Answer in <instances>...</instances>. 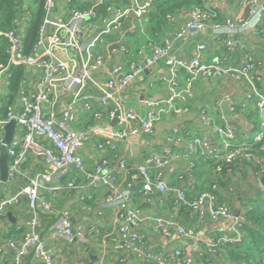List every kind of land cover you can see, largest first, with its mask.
Instances as JSON below:
<instances>
[{
  "label": "built area",
  "instance_id": "2783aa9c",
  "mask_svg": "<svg viewBox=\"0 0 264 264\" xmlns=\"http://www.w3.org/2000/svg\"><path fill=\"white\" fill-rule=\"evenodd\" d=\"M71 0H65V5ZM123 7L108 6L113 10L109 17H101L102 25L90 42H85L88 27H92L91 19L99 18L97 9L106 6L109 0H92L86 9L71 5L69 13L54 15L55 0H45V17L40 28V37L34 47V52L28 55L24 52V36L26 21L29 16L24 12L16 21V26L10 30L0 29V37L7 42L6 52L8 59L0 64V146L5 136V126L12 120L16 121V130L13 140L8 145L9 180L19 184V191L12 197H0V214L11 204L18 202L20 197L27 198L30 218L26 221L25 230L19 241L9 240L6 245L13 251L12 264H23L24 258L33 253L41 264H57L55 254L47 247L40 230L41 211L51 213L53 204L47 197L57 198L59 192L65 188L63 179L73 175L74 180L82 174L88 185H102L111 193L107 205L120 212L123 224L120 228L121 242L139 256L142 264H196L191 253L183 249H175L171 255H164L153 250L147 242V237L135 230L143 221L138 210L129 206L135 194L151 196L156 192L175 191L172 204L176 207H185L191 217L208 214L216 221L227 222V234L218 242L233 243L241 240L242 224L245 222L247 208L237 215L228 201L219 200L217 192L219 183L215 179L210 188L203 189L194 197H188L185 188H175L162 180L160 175L150 172L148 163L154 162L159 171L169 165L176 153L162 149L150 154L147 163L136 168L128 186L119 185L120 174L127 169L128 163L119 152L118 143L135 141L141 134L152 136L155 125L166 114H181L186 109L179 103H187L193 96V86L201 75L222 77L230 75L233 79L244 80L253 87L261 118V128L249 142L235 143L234 130L228 125V119L221 112L219 126L214 130L218 136L217 147L213 148L214 138L194 134L185 145L184 153L187 157L194 154L205 155L216 161L213 167L214 175H220L222 163L253 164L258 167L257 174L264 175V157L254 152L256 144L264 141V93L254 85L253 72L256 64L249 59L240 66H231L226 61H207L203 58L206 49L204 43L197 45L196 52L188 62L172 53L170 43L156 44L153 53L145 57L140 64L133 58V53L127 46H120L115 51H121L128 58L129 68L125 70L118 65L113 68L112 75L106 79L96 76L97 69L107 68L109 56L99 49L100 42L105 35L119 29L129 18L141 19L152 9L155 0H145ZM202 7L194 6L187 13L188 18L182 29L175 32L174 38L181 39L194 35L206 29L208 19L215 18L211 27L216 36H223L224 44L231 50L241 51L244 44L235 35L251 31L264 35V0H249V16L239 21L231 19L217 20L216 10H207L205 1ZM23 8H27L25 5ZM108 9V10H109ZM109 10V11H110ZM166 59L167 74L162 77L166 82L169 97L164 100L148 99L146 104L151 107L146 117H142L132 108L122 105L117 93L140 77L146 68H161V61ZM22 66L25 69V78L13 104H5V98L10 92L12 78L11 68ZM187 71L184 87L179 79V69ZM89 88L99 90L95 96ZM227 98H230L227 95ZM69 99L68 102H65ZM96 100L101 110L92 108ZM64 101V102H62ZM76 107L92 112V116L102 120L104 115L111 121L115 120L118 127L107 138L95 140L96 126L88 124L77 128L79 115ZM230 113L236 111V106L229 107ZM204 122L212 126L214 121L204 110ZM180 131L173 127L166 135L169 142L175 141ZM95 140L97 149L104 154L95 163L92 170H88L80 150ZM30 157L41 159L46 165L44 172L36 175L25 173L22 168ZM191 169L194 164H190ZM158 228L169 239L173 236L192 238V234L178 221L162 216L154 217ZM52 232L64 238H79L86 242L90 233L83 224L72 223L67 213L58 216L52 224ZM211 247L216 243L211 242ZM211 264V263H207Z\"/></svg>",
  "mask_w": 264,
  "mask_h": 264
},
{
  "label": "crops",
  "instance_id": "0c3cea01",
  "mask_svg": "<svg viewBox=\"0 0 264 264\" xmlns=\"http://www.w3.org/2000/svg\"><path fill=\"white\" fill-rule=\"evenodd\" d=\"M65 0H55L54 15L63 12L69 13L72 6L86 9L92 0H71L65 5ZM145 0H137L138 4ZM249 0H206L207 10L218 12L217 20L231 19L239 21L250 13ZM194 2V1H193ZM192 2V3H193ZM129 0H109L106 11L99 18L91 19L92 27H88L85 34V42H90L102 25L101 17H110L113 10L108 6L123 7L131 5ZM110 11H109V10ZM155 10V5L145 17L126 19L122 26L105 35L100 42L99 49L109 56L107 68L97 69L95 74L100 79H106L112 75L113 68L120 65L125 70L129 68L127 56L121 51H115L120 46H127L133 53V58L140 64L145 57L152 55L156 44L170 43L172 53L180 59L188 62L196 52V47L204 43L206 49L203 58L207 61H226L231 66H240L249 59L256 64L253 72L254 85L258 91L264 93V35L259 32H241L235 35L244 48L241 51L229 49L223 41V36H216L212 30L215 18L208 19V26L203 31L188 37L175 39V32L182 29L186 22L187 11H177L173 17L165 21L157 22L149 16ZM264 18V12H263ZM166 59L161 61V68H146L139 78L117 93L122 105L127 109L136 110L142 117H146L151 107L146 104L148 99L164 100L169 97L166 82L162 79L167 74ZM179 79L184 87L187 79V71L179 69ZM89 91L99 96L97 89L89 88ZM227 95L230 98H227ZM66 99L65 102H68ZM64 102V101H62ZM236 106V111L230 113L229 107ZM185 107L181 114H166L155 125L152 136L141 134L135 141L126 140L118 143L119 152L127 163V169L119 176V185L123 189L133 179L138 166L147 163L150 154L157 150L168 149L176 153V158L163 170L159 171L154 162L148 163L153 175H160L168 185L175 188H185L188 197L194 198L199 191L210 188L214 181L212 167L205 155L194 154L190 158L184 153L185 145L196 133L214 138L213 148L217 147L218 136H214L216 126L222 123L221 112L228 119V125L235 132L233 142H250L253 136L261 128V118L253 87L244 80L233 79L230 75L214 77L201 75L193 86V96L187 103H179ZM92 108L101 110L96 100H93ZM79 121L75 127L81 128L88 124L96 126L94 139L101 140L110 137L117 129L115 120L111 121L104 115L102 120L92 116V112L76 107ZM204 110L213 118V125L208 126L204 122ZM173 127L180 131L173 142L166 140V135ZM95 140L86 144L80 154L85 161L86 168L92 170L95 163L104 154L95 145ZM264 147V144L261 145ZM194 167L191 169L190 164ZM46 165L36 157H30L23 165L22 170L29 175L44 172ZM213 173V174H212ZM220 179L217 196L219 200L231 203L235 213L242 212L247 207V198L255 195L259 188H264L260 183L262 176L255 172L251 164H244L239 168H231ZM219 177H217L218 179ZM227 178V179H226ZM89 181L81 174L74 180L72 174L63 179L65 186L59 192L57 198L51 199L53 211L46 213L41 211L39 230L47 247L55 254L57 264H142L139 256L123 246L121 242L120 228L123 220L120 212L107 205L111 193L102 185L90 186ZM19 191L17 182L0 179V197H12ZM175 191L156 192L151 196L135 194L129 206L138 210L143 221L135 230L147 237L148 245L155 251L171 255L175 249H183L191 253L196 264H236L221 254L218 240L227 234L225 221H216L210 215L191 217L187 209L176 207L172 204ZM67 213L74 224H83L90 233L86 242L77 237L70 239L61 235H55L50 229L59 215ZM27 198L20 197L18 202L6 207L0 214V264H12L13 251L7 247L9 240L19 241L25 230L26 221L30 218ZM162 216L167 219L178 220L191 234L192 238L173 236L167 239L160 228L157 227L154 217ZM216 243L211 247L210 243ZM23 264H41V261L30 253L24 258Z\"/></svg>",
  "mask_w": 264,
  "mask_h": 264
},
{
  "label": "trees",
  "instance_id": "16d2710c",
  "mask_svg": "<svg viewBox=\"0 0 264 264\" xmlns=\"http://www.w3.org/2000/svg\"><path fill=\"white\" fill-rule=\"evenodd\" d=\"M44 2L45 0H0V29L7 31L14 28L22 12H24L26 16H29L26 21L23 42L24 52L28 55L34 52V47L39 41L40 28L45 17ZM25 5L27 8H23ZM154 5L155 10L149 16L157 19V22H162L169 17H173L177 11L186 10L190 12L194 6L202 7L203 1L155 0ZM106 6L97 9V13L103 15L106 11ZM6 47V39L0 37V64L5 63L8 59ZM11 72L10 92L5 98L6 105L15 102L19 89L22 86V81L25 78V69L22 66H13ZM262 144H264V141L256 144L254 152L264 157V147L261 146ZM208 161L213 170L216 161L210 159H208ZM244 164L246 163H233L228 165L223 162L220 175H217L213 179L215 180L219 177L217 181L221 184L220 179L225 178L224 176L231 168H239L240 166H244ZM251 165L254 167L255 172L258 171L257 166ZM246 208L245 222L241 227V240L233 243L219 242L218 249L222 252L221 254L225 255L227 259L235 261L236 264H264V188H259L255 195L247 198Z\"/></svg>",
  "mask_w": 264,
  "mask_h": 264
},
{
  "label": "water",
  "instance_id": "95a60500",
  "mask_svg": "<svg viewBox=\"0 0 264 264\" xmlns=\"http://www.w3.org/2000/svg\"><path fill=\"white\" fill-rule=\"evenodd\" d=\"M16 130V121L12 120L5 126V136L3 144L0 146V179L3 182L9 180V154L8 145L11 144ZM260 183L264 187V175L260 178ZM240 211H237L239 215Z\"/></svg>",
  "mask_w": 264,
  "mask_h": 264
}]
</instances>
